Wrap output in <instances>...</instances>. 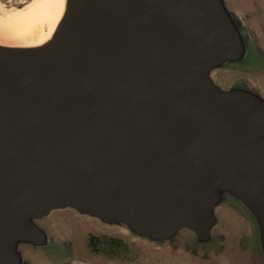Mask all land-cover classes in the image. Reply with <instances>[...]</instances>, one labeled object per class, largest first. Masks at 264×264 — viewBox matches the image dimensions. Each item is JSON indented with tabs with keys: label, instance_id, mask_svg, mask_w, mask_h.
<instances>
[{
	"label": "water",
	"instance_id": "obj_1",
	"mask_svg": "<svg viewBox=\"0 0 264 264\" xmlns=\"http://www.w3.org/2000/svg\"><path fill=\"white\" fill-rule=\"evenodd\" d=\"M244 8L65 0L45 40L0 41V264H85L48 250L56 210L211 257L224 205L264 264V90L214 76L248 67Z\"/></svg>",
	"mask_w": 264,
	"mask_h": 264
},
{
	"label": "rangeland",
	"instance_id": "obj_2",
	"mask_svg": "<svg viewBox=\"0 0 264 264\" xmlns=\"http://www.w3.org/2000/svg\"><path fill=\"white\" fill-rule=\"evenodd\" d=\"M241 2L245 5L241 15L248 23L246 31L252 43L260 48L256 46L247 51L241 62L245 64L242 65L244 67L248 65L247 69L225 67L215 72L214 76L223 86L246 82L264 90V0ZM31 3V0H0V41H29L26 36L14 31L11 20L27 14ZM18 8L23 10L17 11ZM217 215L219 225L216 234L222 246L217 247L211 257H203L202 253L190 250V241L185 236L175 243H150L130 235L122 228L100 226L98 221L76 216L68 210H56L46 220L47 226L54 232L65 231L60 235L59 244H50L48 250L66 261L72 255L85 264H177L175 257L182 260L178 264H256L254 261L246 263L242 260L250 254L249 247L242 241V236H246L249 228L247 217L234 205L219 207ZM88 227L92 228L89 232L86 231ZM92 236L99 240L94 245L92 243L91 247ZM245 240L248 241V238ZM43 259L47 264H56L55 258L48 259L45 256Z\"/></svg>",
	"mask_w": 264,
	"mask_h": 264
},
{
	"label": "bare ground",
	"instance_id": "obj_3",
	"mask_svg": "<svg viewBox=\"0 0 264 264\" xmlns=\"http://www.w3.org/2000/svg\"><path fill=\"white\" fill-rule=\"evenodd\" d=\"M30 11L14 17L11 21L14 31L29 38L28 43H36L45 40L52 32L64 7V1L52 0V2H33L31 0ZM23 10V9H22ZM17 9V11H22ZM17 39V38H16ZM32 39V41H30ZM21 41V40H18Z\"/></svg>",
	"mask_w": 264,
	"mask_h": 264
},
{
	"label": "flooded vegetation",
	"instance_id": "obj_4",
	"mask_svg": "<svg viewBox=\"0 0 264 264\" xmlns=\"http://www.w3.org/2000/svg\"><path fill=\"white\" fill-rule=\"evenodd\" d=\"M90 230H92L91 227H88V229H86L87 232H89ZM91 238H92V239H91V240H92V241H91V247H92V243H93V245L96 244V242H97L99 239H98L97 237H95V236H92ZM175 258H176L175 261H178V262H176L177 264L180 263V261H182V260L179 259L178 257H175ZM86 259H87V258H86ZM86 259H85V260H86ZM87 260H88V259H87ZM87 260H86V261H87ZM173 261H174V260H173ZM168 264H169V262H168Z\"/></svg>",
	"mask_w": 264,
	"mask_h": 264
},
{
	"label": "snow or ice",
	"instance_id": "obj_5",
	"mask_svg": "<svg viewBox=\"0 0 264 264\" xmlns=\"http://www.w3.org/2000/svg\"><path fill=\"white\" fill-rule=\"evenodd\" d=\"M33 2H52V0H33ZM58 2H63V0H58ZM0 8H2V5H0Z\"/></svg>",
	"mask_w": 264,
	"mask_h": 264
}]
</instances>
